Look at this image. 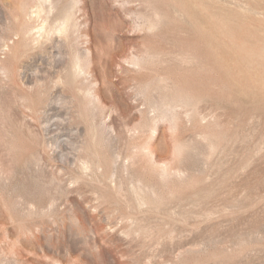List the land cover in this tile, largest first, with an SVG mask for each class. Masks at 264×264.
I'll use <instances>...</instances> for the list:
<instances>
[{"label": "rangeland", "instance_id": "374dc122", "mask_svg": "<svg viewBox=\"0 0 264 264\" xmlns=\"http://www.w3.org/2000/svg\"><path fill=\"white\" fill-rule=\"evenodd\" d=\"M0 264H264V0H0Z\"/></svg>", "mask_w": 264, "mask_h": 264}, {"label": "bare ground", "instance_id": "6f19581e", "mask_svg": "<svg viewBox=\"0 0 264 264\" xmlns=\"http://www.w3.org/2000/svg\"><path fill=\"white\" fill-rule=\"evenodd\" d=\"M70 21H71V17L69 16L62 24H60L61 27L59 28V30L62 31L63 29H65L66 31H68L69 25L71 24ZM56 29L58 30V28ZM52 33L53 31H51L49 34H52Z\"/></svg>", "mask_w": 264, "mask_h": 264}]
</instances>
